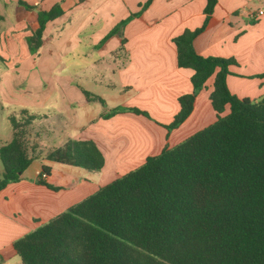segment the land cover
I'll return each instance as SVG.
<instances>
[{
  "label": "crops",
  "instance_id": "obj_1",
  "mask_svg": "<svg viewBox=\"0 0 264 264\" xmlns=\"http://www.w3.org/2000/svg\"><path fill=\"white\" fill-rule=\"evenodd\" d=\"M23 1L43 10L61 3L64 14L47 25L45 42L36 59L29 49L20 55V48L28 47L26 38L38 26L35 11L27 10L19 0H0L5 12L13 3L10 16L0 8V48L3 45L10 54V61L3 59V62L14 68L31 62L51 71L62 65L78 68L86 86L78 84L70 73L55 75L62 91L52 99L57 89L52 79L48 93L40 91L42 84L35 81L32 86L40 92L32 93L31 99L20 98V110L40 115L35 124L46 125L49 137L53 135L49 145L45 140L39 142L43 149L60 147L68 138L92 140L102 151L105 165L96 172L37 159L21 181L0 191V257L5 259L2 264H10L12 260L21 264L14 249L18 238L95 193L103 182H112L140 166L148 156L159 154L166 145H177L217 119L210 100L214 89L212 76L197 95L189 118L170 132L164 127L179 112V97L193 89L194 72L178 67L172 40L184 30L196 29L204 23L207 0H153L138 16L135 14L148 0ZM131 15L135 16L122 29L126 39L124 49L121 50L119 35L102 44ZM8 18L13 20L10 28L5 25ZM212 18L211 25L194 41L196 52L235 59L237 65L230 67L231 74L227 77L230 91L239 98L264 97V0H218ZM70 57L74 59L69 61ZM19 61V65L14 64ZM22 79L6 78L5 89L10 86V90L17 92ZM94 85L104 92L88 88ZM84 91L100 96L105 105L89 100ZM2 92L6 95L3 86ZM119 107L139 108L151 118L130 111L102 117ZM229 111L227 106L224 114ZM44 165L51 168L47 181L61 190L35 183Z\"/></svg>",
  "mask_w": 264,
  "mask_h": 264
},
{
  "label": "trees",
  "instance_id": "obj_2",
  "mask_svg": "<svg viewBox=\"0 0 264 264\" xmlns=\"http://www.w3.org/2000/svg\"><path fill=\"white\" fill-rule=\"evenodd\" d=\"M217 2L207 0L200 27L186 29L172 40L178 67L194 72L193 89L179 97L180 110L164 127L170 132L189 118L197 95L212 76L210 100L216 121L173 147L166 145L140 166L18 238L14 249L21 264H264V97L234 95L227 77L236 60L202 56L194 47L197 36L211 25ZM19 4L35 11L38 26L26 42L37 59L47 25L64 10L61 3L49 10L23 0ZM135 15L121 21L102 44L119 35L123 50L122 29ZM84 94L105 105L100 96ZM227 106L230 111L224 114ZM20 111V117L10 118L12 140L0 146V191L21 181L37 159L96 172L104 167L105 157L92 140L68 138L48 150L37 142L32 145L29 139L41 117L28 109ZM127 111L151 118L136 107H119L102 117ZM50 173L44 165L35 183L61 190L47 181ZM4 261L0 257V264Z\"/></svg>",
  "mask_w": 264,
  "mask_h": 264
},
{
  "label": "rangeland",
  "instance_id": "obj_3",
  "mask_svg": "<svg viewBox=\"0 0 264 264\" xmlns=\"http://www.w3.org/2000/svg\"><path fill=\"white\" fill-rule=\"evenodd\" d=\"M26 2V1H25ZM1 12L7 14V16H10L9 13L11 10H13V3H11L9 5V8L6 10L5 12V8L3 7V5L0 7ZM5 25L10 28L13 25V20L11 21L10 18L7 19V21L5 22ZM3 38V37H2ZM4 40V39H3ZM102 46V45H101ZM6 47H8L6 45ZM25 50H28V47L24 48H20V55L25 53ZM84 50V49H83ZM98 52H95L94 54L97 56ZM9 53L4 51V47L2 45V48H0V146L3 143H8L12 140L13 138V128L10 122V118L13 116H17L20 117V106L19 105V100L20 98H28L31 99L33 97L32 93H39L40 91H44L45 93H48L49 90V81L52 79V82L55 83L56 86V90L52 93L51 98L54 99L56 97H58V95L60 94L61 90V85L60 83H56V80H54L55 75H59V76H64L65 74H71L74 79L77 81L78 84L81 85H85V78L83 76V74L81 73V69H69L68 67L66 68V66L62 65L61 67L55 69V71H51L52 69L49 68H44V67H39V66H33L31 65V62H27L24 64L23 67H10L6 61L3 62L4 60H8L9 57ZM77 55V53H76ZM72 56V55H70ZM109 58V57H108ZM69 61H72L74 59V57H70ZM111 59H114V55L111 56ZM10 61V60H8ZM21 63V61H19L18 63H14L15 65H19ZM88 73H92L91 69L87 70ZM16 76L18 77V79L23 78L22 79V85L19 86L20 84H18V91L17 92H13L12 90H10V86L8 89H5L6 85H5V79L7 78L8 80L10 79H14L16 78ZM102 79V78H101ZM41 82L42 87L41 90L39 91L38 89H35V87L32 86L33 82ZM3 86V89L6 90V95L2 92L1 93V87ZM41 86V85H40ZM51 86V85H50ZM91 91L93 92H104V89L101 88L99 89L97 86H91L88 87ZM21 90V91H20ZM202 91V90H201ZM200 93V92H199ZM142 115V114H139ZM144 116V115H143ZM43 127V129H42ZM34 131L32 134V137H30V142L32 145H34V142H37L39 145L41 141L45 140V143H47L49 145V143H51V139H53V135L52 137H49V132L46 131V129H48L46 127V125H42L40 123H36L34 124ZM35 133V134H34ZM39 133L40 135L36 134ZM49 137V138H48ZM47 139V140H46ZM57 142H60L59 138L57 139ZM60 146V145H58ZM52 148V147H51ZM3 176V164L2 161L0 159V179ZM111 181H105L103 182V186L108 184ZM16 259H20V257L18 256ZM15 260H12L10 262V264H14Z\"/></svg>",
  "mask_w": 264,
  "mask_h": 264
}]
</instances>
